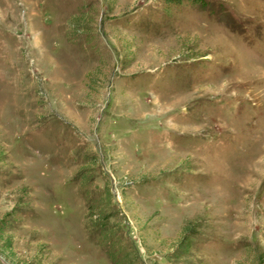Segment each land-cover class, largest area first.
Listing matches in <instances>:
<instances>
[{
  "label": "rangeland",
  "instance_id": "374dc122",
  "mask_svg": "<svg viewBox=\"0 0 264 264\" xmlns=\"http://www.w3.org/2000/svg\"><path fill=\"white\" fill-rule=\"evenodd\" d=\"M182 7L0 0L5 262L264 264V0Z\"/></svg>",
  "mask_w": 264,
  "mask_h": 264
},
{
  "label": "trees",
  "instance_id": "16d2710c",
  "mask_svg": "<svg viewBox=\"0 0 264 264\" xmlns=\"http://www.w3.org/2000/svg\"><path fill=\"white\" fill-rule=\"evenodd\" d=\"M162 2L167 9L173 8L175 10L183 9L182 5H186L190 9L195 10H202L207 7V0H162ZM88 212V215L91 216L90 211ZM92 225L97 227L99 226L98 231L100 235L102 232L106 234L110 229L107 228L105 220H101L99 222H97V220H92ZM188 233L189 232H187V234ZM187 234L185 233V231L183 232L184 236H186ZM102 239L106 242H104V244L107 245L105 246L108 249H106L105 253L108 255L111 264H140L138 260L139 258L137 257L134 249L125 250V248L121 244H119V241L113 242L107 236H102Z\"/></svg>",
  "mask_w": 264,
  "mask_h": 264
},
{
  "label": "water",
  "instance_id": "95a60500",
  "mask_svg": "<svg viewBox=\"0 0 264 264\" xmlns=\"http://www.w3.org/2000/svg\"><path fill=\"white\" fill-rule=\"evenodd\" d=\"M0 260L2 261V262H4V264H8L7 262H5L4 261V259L0 256Z\"/></svg>",
  "mask_w": 264,
  "mask_h": 264
}]
</instances>
